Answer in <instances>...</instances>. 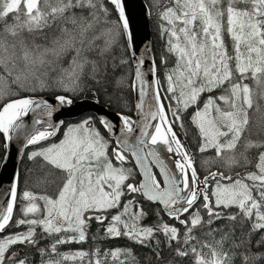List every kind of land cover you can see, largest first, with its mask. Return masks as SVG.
Listing matches in <instances>:
<instances>
[{
  "label": "snow or ice",
  "instance_id": "6c2138e0",
  "mask_svg": "<svg viewBox=\"0 0 264 264\" xmlns=\"http://www.w3.org/2000/svg\"><path fill=\"white\" fill-rule=\"evenodd\" d=\"M153 7L165 41L160 64H171L166 88L155 58L147 61L148 73L142 70L145 56L136 58L123 0H0V99L7 98L0 105V135L11 140L25 128L24 118L37 113L26 143L48 141L59 128L43 118L52 117L55 104L122 91L130 59V87L138 92L141 113L135 122L120 116L118 140L106 139L89 118L29 154L30 160L42 159L44 180L18 194L20 178L14 174L10 188L0 193L8 197L0 207V233L13 223L26 226L0 235V264H29L13 250L16 245H31L41 264H85V257L87 264H127L131 249L57 251L59 245L87 241L93 220L104 226L106 238L147 246L159 243L160 233L177 257L192 264H232L237 253L224 250L226 234L213 244L198 242L193 233L208 225L211 234L214 224L238 219L247 236L234 246L241 264H264V251L253 250L264 248V121L253 118L264 112V0H155ZM42 93L54 95L55 102ZM190 108L197 151L213 153L203 161L204 175L173 130L176 124L183 128L182 113ZM98 123L113 131L106 117ZM159 145L179 157L171 166ZM129 153L142 175L136 183L123 166ZM130 194L161 205L183 227L142 226L147 213L136 207L134 196L127 199ZM18 199L23 207L14 220ZM37 229L55 242L40 247ZM50 255L59 259H43Z\"/></svg>",
  "mask_w": 264,
  "mask_h": 264
},
{
  "label": "trees",
  "instance_id": "16d2710c",
  "mask_svg": "<svg viewBox=\"0 0 264 264\" xmlns=\"http://www.w3.org/2000/svg\"><path fill=\"white\" fill-rule=\"evenodd\" d=\"M149 13L151 14L150 18V26H151V36H152V56L155 58L157 63V75L160 77L161 84L166 88V84L164 83V74L167 72L169 65L160 64V57L164 55L165 41L164 38L160 34V30L158 25L161 23L158 15L154 13L155 9L153 8V2L151 0H144ZM111 7V5H109ZM115 19V16L112 17ZM127 75L125 78V86L120 92H110V94H97L91 95L87 94L84 96H78L74 100L81 98H91L97 99L100 103L107 105L108 108L114 110L121 115H127L131 118L134 117V97H133V88L130 85L133 82L132 76V64L130 60V66L128 67ZM164 88H161L162 99L165 95ZM51 95L49 93H42L39 95ZM54 96V95H52ZM169 101L165 100V104ZM194 111L193 108L188 109L187 112H183L181 116V121L183 123V128L180 127L179 124L174 125V131L177 133V136L180 138L182 144H184L185 148L193 155V158L196 162L197 171L204 175L206 174L205 165L203 161L205 159L210 158L213 153L206 152L200 153L197 151L198 144V133L195 125L191 122V114ZM92 118L93 124L95 127H99L102 135L106 137V139L111 140L104 128L98 123V119L94 117V115H87L83 118H80L75 121H66L63 126L60 128L57 136L48 141L40 142L39 145H28L26 148L24 155L21 159L18 172L20 178V187L18 189V194L22 190L26 188H35L38 183H41L44 180V172L42 171L43 161L41 158H36L35 160H30L28 158L29 154L32 151H36L39 148L47 147L48 144L57 142L62 138V133L66 130L68 125L80 123L83 120ZM253 118L259 123L264 121V112L262 113H254ZM6 147V138L3 135H0V165L4 156ZM128 163L133 172V178L131 180L132 183H136L139 181L137 172L135 169L131 167L132 162L130 158L125 162ZM133 165V164H132ZM211 170H215V166H212ZM43 187V185H41ZM135 197L136 207L142 208L147 215L140 222L142 226H150L155 227L160 225L163 222H168L170 224H175L177 227H183L179 225L178 221H173L170 217L166 216L162 211H160V207L155 204L147 201L144 197L139 194H130L127 199H132ZM23 207L22 199H18L16 203V208L14 209V220L20 218V209ZM228 211H235V209H229ZM203 214V213H202ZM90 228L88 229V237L89 239L84 243H70L59 245L57 251L60 253H70L78 250H83L91 253L94 249L99 248L101 252L105 249H114V248H122V249H131L132 256L128 258L127 264H192L191 260H185L183 258H179L176 256L175 252L166 246L164 243L165 237L157 233L155 239L159 241V243L150 242L147 246H141L126 237H120L115 239H110L105 237L104 226L100 225L95 220L90 222ZM233 225H235V232H233ZM216 228L217 231L209 234V226L204 225L201 228H197L194 230L193 235L196 237L198 242H208L215 243V241L219 240L221 236L227 235V239L224 243V250L228 251L231 255L233 252H236V256L232 261V264H241V260L239 257V252L235 249V245L239 244L241 241H246L247 236L245 232L242 230L243 226L240 223V220L233 222L230 220H225L220 223L214 224L212 226ZM26 226H20L17 229L16 225L13 223L8 229L5 230L4 233H0V235H7L13 231L25 230ZM61 235L67 236L70 233H63ZM40 241V247L47 248L51 243L55 242V236H45L39 229H37V237ZM199 247V244L197 245ZM13 250L17 253L21 258L27 257L29 264H41L42 258L38 254V252L31 245H16ZM243 248L240 249L242 251ZM254 251H264L262 249H253ZM157 252L159 253V258L157 257ZM44 260L47 259H59V256L50 255L43 257ZM88 257H85V264H87ZM66 264H80L79 261L76 262H66ZM108 264H112L109 260Z\"/></svg>",
  "mask_w": 264,
  "mask_h": 264
},
{
  "label": "water",
  "instance_id": "95a60500",
  "mask_svg": "<svg viewBox=\"0 0 264 264\" xmlns=\"http://www.w3.org/2000/svg\"><path fill=\"white\" fill-rule=\"evenodd\" d=\"M123 2L125 5V14L128 19L129 31L132 36V40H131L132 49L134 52L137 53L136 56L137 59H139L140 55L145 56L146 64L143 66L142 70L148 73L149 64L147 63V61H151L153 59L152 36H151V26H150L151 15L148 11L147 5L144 0H123ZM131 64H132V70L134 72L135 61L131 60ZM43 96L45 99H48L50 103L55 102L54 96L48 94H45ZM133 97H134V108H135L134 109V122H135L141 119V113L136 108V104L139 101H138V92L135 89H133ZM87 115H94L97 117V119H99L100 117H106L114 125L112 132H108L105 129L108 136L113 141L121 138L122 136L121 129H123L124 127L122 121L120 120L121 115L118 112L111 110L108 107L100 104L97 100L91 98L77 99L73 101L72 105H67V106H60L59 104H55V111L53 112L52 117H44L43 119L47 122L57 125L60 131V128L63 126L64 122L75 121ZM36 118H37V113H30L29 116L24 118L25 128L22 130H18L17 132H14L12 134L11 140L6 139L5 152L0 165V193H3L5 190L10 188L13 175L17 174L18 172L21 159L24 155L26 148L28 147L26 143V136L33 130V122ZM60 121H62L63 123L60 124L59 123ZM153 123H155V121ZM35 127L41 128V125H35ZM44 127H47V124H45ZM137 134L138 132L134 133L133 135H137ZM54 137H51L49 139H52ZM157 147L158 150L161 152L162 158H166L165 162L171 166L172 161L176 159V157H174L172 153L167 152L166 148L163 145H159ZM129 156L136 169L139 179L141 180L142 175L139 171V168L135 164L134 158L131 156L130 153ZM153 171L157 172L158 169L153 167ZM7 199H8L7 196L0 197V207L4 205ZM144 199L147 200L146 197H144ZM151 203H155V202H151ZM158 206L161 209L162 206L161 205Z\"/></svg>",
  "mask_w": 264,
  "mask_h": 264
},
{
  "label": "rangeland",
  "instance_id": "374dc122",
  "mask_svg": "<svg viewBox=\"0 0 264 264\" xmlns=\"http://www.w3.org/2000/svg\"><path fill=\"white\" fill-rule=\"evenodd\" d=\"M153 3V5H154V3H155V0H151ZM154 9H155V11H154V13L156 14V11H157V9L155 8V7H153ZM171 66V64L169 65V67ZM84 98V97H83ZM82 99V98H81ZM95 99V98H94ZM95 100H97V99H95ZM98 101V100H97ZM7 102V98H4V99H0V105H2L3 103H6ZM99 102V101H98ZM100 103V102H99ZM100 104H102V103H100ZM102 105H104V106H106L107 107V105H105V104H102ZM110 109V108H109ZM135 109V108H134ZM95 118H97L96 116H94ZM132 120L134 121V117L132 118ZM97 128H99V127H97ZM102 133V132H101ZM113 141V140H112ZM128 156H129V154H128ZM176 157V159H178L179 157L178 156H175ZM129 158H130V156H129ZM130 161L132 162V160H131V158H130ZM133 164V163H132ZM131 164V167L133 168V169H135V167H134V165H132ZM124 167H126V168H130V166H129V164L128 163H124V165H123ZM135 171H136V169H135ZM138 175V174H137ZM138 178H139V176H138Z\"/></svg>",
  "mask_w": 264,
  "mask_h": 264
},
{
  "label": "bare ground",
  "instance_id": "6f19581e",
  "mask_svg": "<svg viewBox=\"0 0 264 264\" xmlns=\"http://www.w3.org/2000/svg\"><path fill=\"white\" fill-rule=\"evenodd\" d=\"M123 124V123H122Z\"/></svg>",
  "mask_w": 264,
  "mask_h": 264
}]
</instances>
